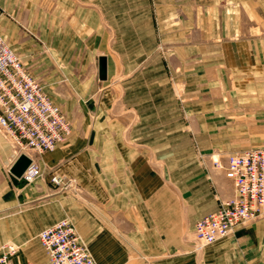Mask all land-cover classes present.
I'll use <instances>...</instances> for the list:
<instances>
[{"label":"crops","instance_id":"obj_1","mask_svg":"<svg viewBox=\"0 0 264 264\" xmlns=\"http://www.w3.org/2000/svg\"><path fill=\"white\" fill-rule=\"evenodd\" d=\"M0 35L42 90L56 93L48 96L55 104L78 109L68 140L32 155L43 171L32 183L10 172L17 155L0 135V219L25 208L31 229L58 221L65 204L50 176L65 173L89 184L96 141L118 137L126 106L137 110V154L179 160L167 161L172 186L160 167L125 162V254L113 256L105 246L99 262L264 264V217L194 249L195 221L234 194L214 160L224 164L230 152L249 146L202 147L200 166L184 129L195 124L191 134L202 141L211 125L264 122V0H0ZM101 56L105 80L98 77ZM135 90L136 104L126 105ZM114 106L118 117L108 115ZM96 234L114 237L108 228Z\"/></svg>","mask_w":264,"mask_h":264},{"label":"built area","instance_id":"obj_2","mask_svg":"<svg viewBox=\"0 0 264 264\" xmlns=\"http://www.w3.org/2000/svg\"><path fill=\"white\" fill-rule=\"evenodd\" d=\"M72 128L61 107L42 90L19 56L0 35V135L18 156L31 162L21 178L32 183L43 176L30 153L53 151L67 141ZM234 186V194L193 226L194 249H201L233 233L237 227L264 213V145L228 154L224 164L214 160ZM50 182L63 189L72 180L53 174ZM38 241L50 264H97L82 236L68 218L40 230ZM19 246L0 245V264H35L17 259Z\"/></svg>","mask_w":264,"mask_h":264},{"label":"rangeland","instance_id":"obj_3","mask_svg":"<svg viewBox=\"0 0 264 264\" xmlns=\"http://www.w3.org/2000/svg\"><path fill=\"white\" fill-rule=\"evenodd\" d=\"M119 82L120 75L114 76L112 79L114 86L118 87L117 84H119ZM45 93L54 100L56 93L46 91ZM137 98L138 95L136 90L135 92L131 91L129 99H126L125 104L128 105L130 103V106L133 107V104H136ZM127 109L128 108L125 106V124L119 125L117 128L120 130L117 134L118 137L112 140L110 134H108L104 135L105 138L101 137L96 141L95 148H97L98 154L94 157H90V160H87L92 164L93 170L92 173H89V184L82 185L74 176L65 173H55L72 180L71 185L63 189H59V187L55 186L60 194H62V205L63 203L65 204L60 219L68 218L76 226L97 264L104 263L105 246H109L112 250L111 253L108 251V254L113 253V256L119 258L125 254L122 253V249L125 250V235H123V233H125V162L128 164L129 161L133 163L140 161L141 164H143V161H145L147 165L151 166L152 170L154 166H156V168L160 167L162 170L161 177H165L166 181L171 182L173 178L167 171V161L169 160V163L174 164L179 160L173 155L157 157L147 156L145 157L146 159L143 160V156L140 157L137 154V149L139 150L142 148V145H140L137 139L138 135L141 133L139 132L140 125L137 123V110L132 108L130 110ZM61 110L70 122L71 128L78 126L73 124V115L74 113L77 114L78 109L70 108L65 111L61 105ZM119 114L118 108L115 106L114 109H110L108 113L110 117H118L120 116ZM230 120L233 122L234 120H239V118L232 117ZM201 125L202 124H200L199 127H201ZM185 126V131L191 135L188 143L194 147L197 154L194 156L195 162L200 166L206 165V156L199 152L202 147H218L220 149H225L227 152L231 147H237V145L242 147L264 145V122L257 124L227 123L220 125V129H217L215 125H211L208 139H203L202 141H199L195 135L192 136L191 134V131L197 130L195 124L193 125V129L188 124ZM203 129H205V125ZM168 143V141H163L159 145V147L163 148V152L167 150L166 146ZM179 143L180 141H178V145ZM185 143L187 142L184 141V145ZM146 147H148V145H146ZM30 154L33 155L35 153ZM208 159L210 164H212L213 156L209 155ZM173 184L172 182L169 183L170 186ZM169 193L171 194V192ZM199 206L200 205L195 206L194 214H197L196 210ZM2 215L3 218L0 219V243L13 242L18 245V260H29L35 264H49L46 254L37 238L40 229H31L29 223L26 221L29 214L25 211V208L14 216H10L8 213ZM259 217H264V214L258 216L254 220ZM91 218L94 219L93 229H91ZM97 226H99V228ZM103 228H108L109 231L112 230L114 237H112L111 241L105 236L96 234V232L100 233ZM190 232L194 240V235L191 230ZM99 258L102 259L103 263L99 262Z\"/></svg>","mask_w":264,"mask_h":264},{"label":"water","instance_id":"obj_4","mask_svg":"<svg viewBox=\"0 0 264 264\" xmlns=\"http://www.w3.org/2000/svg\"><path fill=\"white\" fill-rule=\"evenodd\" d=\"M98 77L100 80L106 79V62L105 57L101 56L98 59ZM31 159L24 153L17 156L16 160L10 167V172L17 178H21L23 172L29 166Z\"/></svg>","mask_w":264,"mask_h":264}]
</instances>
